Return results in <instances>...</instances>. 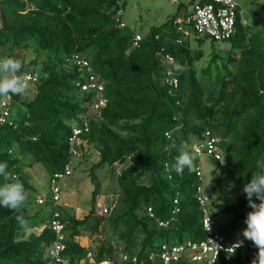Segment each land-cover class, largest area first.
I'll return each instance as SVG.
<instances>
[{
    "label": "trees",
    "instance_id": "obj_1",
    "mask_svg": "<svg viewBox=\"0 0 264 264\" xmlns=\"http://www.w3.org/2000/svg\"><path fill=\"white\" fill-rule=\"evenodd\" d=\"M122 8L121 0H0V59H21L18 76L37 73V81L26 88L33 86L30 97L6 95L8 115L0 124V162L7 163L12 182L23 185L26 197L16 210L0 208V264H56L50 257L54 219L63 225L60 256L68 264H97L120 254L138 259L153 254L146 264H163L157 257L163 244L203 240L195 200L194 169L200 161L191 147L205 133L217 140L222 157L204 156V173L218 192L214 199L206 191L216 216L220 197H233L219 212L229 221L217 225L218 232L227 236L240 229L251 211L242 187L264 164L257 163L264 158V30L244 27L237 14L234 33L221 41L226 49L194 33L191 43L190 28L178 31L172 17L133 46L136 34L116 21ZM74 56L88 69L76 66ZM90 75L101 84L105 100L97 112L95 94L81 90ZM75 121L81 123L73 126ZM82 122L87 131L78 136L86 145L81 158L85 162L92 152L97 161L90 172L117 174L120 209L96 218V187L81 220L52 207L50 196L30 213L27 202L42 198L34 192L35 173L41 172L50 188L53 176L75 157L68 154V140ZM181 150L189 152L192 165L177 175L172 166ZM173 208L178 209L174 216ZM18 216L28 232L19 228ZM156 221L169 224L161 228ZM100 222L107 235L99 232ZM81 232L97 236L94 250L77 241ZM255 258L238 251L229 262L218 258L215 264H251ZM169 264L194 263L183 257Z\"/></svg>",
    "mask_w": 264,
    "mask_h": 264
},
{
    "label": "built area",
    "instance_id": "obj_2",
    "mask_svg": "<svg viewBox=\"0 0 264 264\" xmlns=\"http://www.w3.org/2000/svg\"><path fill=\"white\" fill-rule=\"evenodd\" d=\"M190 6L189 13L185 16L184 22L176 20L175 23L178 26V31L186 32L179 25L180 23L184 26L189 27L192 32L198 37H207L214 41L227 40L234 33L236 18L238 13V5L236 0H187ZM122 11L119 10L116 13V21L119 23V27L123 28L124 24L120 21V15ZM140 36L135 35L132 42L133 46L137 45L140 40ZM170 62L171 59L167 57ZM73 63L80 68L88 69L87 63L83 58L78 56L73 57ZM169 74V73H168ZM24 80L27 87L37 81L36 74H22L18 76ZM174 82V81H172ZM82 91H91L95 94L93 103V111L97 112L105 104V100L101 98L102 86L92 75L89 76L87 85L81 86ZM8 97L2 96L0 98V124L4 123L5 118L8 115L7 112ZM87 131L86 122H82V127H73L71 130V136L68 140V154L74 157L77 154L75 147L78 136ZM217 140L212 137L209 133H205L204 140L195 143L191 147L193 156L200 159L204 156H212L215 160L221 161V154L218 152L216 147ZM195 175L197 177L198 186L196 187L195 200L200 211V225L204 234L203 240L199 242H183L180 245H169L163 244L161 246V252L157 255L163 264L176 263L180 258L187 259L190 263L194 264H215L218 258H222L226 262H229L236 253L239 251L241 254L245 252L250 255L257 254V247L250 242L244 240L230 239L225 235L218 232V221L217 216L212 210L209 202V197L204 189V182L202 178L201 165L195 169ZM71 173L70 166L65 165L63 173H57L53 176V180L50 182V198L49 201L52 207L56 206L59 200V191L55 180H62L65 176H69ZM46 199H38L39 204H43ZM174 204L177 202L174 201ZM104 212H106L104 210ZM178 212L177 208H173L170 212L174 216ZM146 214L149 218H153L151 209H146ZM58 214L54 212L53 217L56 218ZM172 220V219H171ZM158 227L167 228L169 222L156 221ZM50 228L56 236V241L52 245L50 251V257L55 261L56 264H68L60 254L63 250L61 240L63 239L62 231L63 225L54 219L49 222ZM239 243V246H236ZM153 254L148 255L144 259H138L136 256H130L127 254H120L114 260L105 259L97 264H146V261L153 260ZM90 257V253L86 254V258Z\"/></svg>",
    "mask_w": 264,
    "mask_h": 264
},
{
    "label": "rangeland",
    "instance_id": "obj_3",
    "mask_svg": "<svg viewBox=\"0 0 264 264\" xmlns=\"http://www.w3.org/2000/svg\"><path fill=\"white\" fill-rule=\"evenodd\" d=\"M123 3L122 13L120 15V21L129 30L133 31L138 36H144L147 34L150 28L158 27L164 24L172 17H176V20L184 22L185 15L190 11V6L187 0H121ZM240 11V19L244 27L248 29H260L264 30V0H236ZM179 24L186 31L183 24ZM189 30L188 40L194 42V34ZM186 36H182L185 39ZM205 43L203 45L205 52L208 51ZM218 46L221 48H228V45L218 41ZM31 57H27L23 60L24 63L28 62ZM21 62V59H18ZM37 74V73H36ZM31 85L29 88H32ZM29 88L25 92V97H30ZM81 123L75 121L72 125L77 126ZM81 144L82 149H78L77 154L70 163L71 174L57 183V187L61 191L59 200L56 203V207L61 206L63 211L68 216H72L77 220H81L90 210V198L94 188L97 187L96 204L94 206L95 217L100 218L109 215V211L112 209L119 210V195L117 194L118 188L116 187L115 178L117 174L109 175L104 170H94L90 172V168L96 163V157L92 152L89 153V157L85 162L81 158V154L86 147L84 142L77 141ZM201 165L202 178L204 182L205 191H209V195L212 198H218V192L211 190L212 184L209 178L205 175L204 167L208 165L204 157L199 159ZM36 170V168H35ZM37 173V174H36ZM34 175V188L36 196L39 199L50 196L49 182L47 178L42 177L41 172H36ZM32 173L29 172V175ZM111 177L114 179L111 181ZM145 183H148L145 182ZM34 194V193H33ZM233 197L229 194L222 195L218 204L215 203V211L217 214L218 226H222L228 223L229 216L226 214H219L224 206L225 202H232ZM40 205L34 200L33 203L27 202V205L31 209L30 213L34 212V207ZM104 210L106 212H104ZM59 211V210H58ZM99 232L102 235H107V230L104 228L101 222L99 223ZM245 228V224L238 230H235L227 234V237L235 240L247 241L242 235L241 230ZM105 230V231H104ZM100 237V236H99ZM77 241L85 249L94 250L97 246V236L91 235L86 232H81Z\"/></svg>",
    "mask_w": 264,
    "mask_h": 264
},
{
    "label": "clouds",
    "instance_id": "obj_4",
    "mask_svg": "<svg viewBox=\"0 0 264 264\" xmlns=\"http://www.w3.org/2000/svg\"><path fill=\"white\" fill-rule=\"evenodd\" d=\"M21 69V63L12 57L0 59V96L24 95L27 84L17 75ZM179 70V65H177ZM264 158L258 159L260 164ZM192 165V158L188 151L181 150L175 158L172 171L177 175L183 173L185 168ZM8 165L0 162V208L16 210L25 202L24 187L21 183L12 182L14 178L7 171ZM242 192L251 209L244 219L245 228L241 230V235L253 242L258 251L256 258L251 264H264V164H260V172L253 173L252 177L243 185ZM253 198L258 203L253 201ZM19 228L28 232L29 225L22 217H17ZM239 246V243L236 245Z\"/></svg>",
    "mask_w": 264,
    "mask_h": 264
},
{
    "label": "water",
    "instance_id": "obj_5",
    "mask_svg": "<svg viewBox=\"0 0 264 264\" xmlns=\"http://www.w3.org/2000/svg\"><path fill=\"white\" fill-rule=\"evenodd\" d=\"M0 24H1V20H0Z\"/></svg>",
    "mask_w": 264,
    "mask_h": 264
}]
</instances>
